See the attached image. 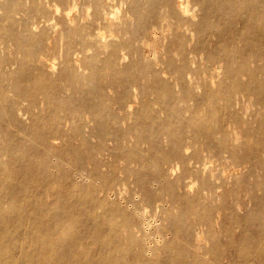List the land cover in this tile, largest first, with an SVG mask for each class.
<instances>
[{
	"label": "bare ground",
	"instance_id": "obj_1",
	"mask_svg": "<svg viewBox=\"0 0 264 264\" xmlns=\"http://www.w3.org/2000/svg\"><path fill=\"white\" fill-rule=\"evenodd\" d=\"M55 1L60 13L53 18L56 25L62 26V38L76 32L70 39L76 41L78 49L74 59L81 67L88 66L85 70H93L83 76L85 84L82 85L78 69L70 64L72 57L68 53L52 55L49 50L53 48L41 43L40 39L50 37L48 27L53 26L46 23L48 13L44 20L39 18L38 23L44 26L41 24L43 29L38 34L23 36L28 44L21 35L12 36L20 42L18 49L24 59L33 62L35 71L30 75V84L15 86L18 98L28 96L31 102L23 105V101L10 100L4 109L8 116L0 113V141L5 142L0 144V154L8 157L4 162L0 159L3 215L0 264H264V77H261L264 76V0H126L123 11L125 16H130L129 25L120 19L116 21L118 24H112L111 19L116 17L112 0H90L93 21L87 24L76 22V4L72 9H61L59 6L64 0ZM3 7L6 13L12 9L9 4ZM197 7L201 9V16L194 20ZM37 12L33 14L38 18ZM91 27L94 31H89ZM82 29L88 30L85 37L80 34ZM102 30H107V35ZM189 32L198 36L193 46L188 43ZM208 36L212 41H207ZM236 39L242 43L236 45ZM38 40V46L33 48ZM165 41L169 45L161 56L155 47ZM176 47L180 49V59L174 55ZM198 60L202 62L199 64ZM59 61L62 67L58 66L61 68L57 74H52L50 69L57 68ZM132 65L137 69L133 70ZM106 74L111 77L110 88L118 82L124 86L120 100L130 95V85H138L139 92H156L160 99L172 95L170 92H181L177 100L185 96L196 100L193 92L199 87L208 96L227 90L229 96L232 94L227 104L231 109L236 108L227 116L232 127L226 128L220 122L217 128H212L209 124L197 123L193 115L188 119L178 115L164 120L171 130L161 133L155 119L156 127L148 124L132 127L139 139L150 142L146 148L148 154L137 146H125L127 143H123L122 137L127 132L114 130L116 123L126 119L121 115L125 105L118 100L112 106L104 88L94 85L96 77L105 78ZM221 75L224 76L219 79ZM241 75L247 80L240 79ZM65 78L71 80V87L85 86L86 93L63 96L57 82ZM24 79L28 75L21 78ZM173 85H180L179 90ZM235 92L238 97L233 95ZM43 101L45 112L32 113ZM128 104L126 107L130 110L132 103ZM30 114L33 119L28 121ZM140 114L137 113L138 119L144 118ZM86 115H89L87 122L95 123L87 133L84 132L87 123L83 121ZM249 118L257 119L258 125L252 124ZM66 125L73 129L72 135L69 133L72 129L67 132ZM186 127L191 133L185 148L179 132ZM163 133L169 140L174 139L175 163L168 164L169 155L162 152ZM31 135L35 145H42L41 148L24 144ZM93 136H98V144L90 140ZM110 136H113L112 146L107 145ZM243 137L246 139L238 146ZM74 139L80 143L72 142ZM59 140L67 144L60 146ZM193 146L194 151L189 153L188 149ZM105 147L113 158L124 161L119 168L129 176H119L110 169L114 165L111 158L99 156L100 149ZM246 148L248 152H244ZM36 157H41L40 162H36ZM63 159L77 164L68 168ZM217 159L227 178L217 174L222 172ZM86 160L91 167H81L83 171L79 174L80 168L76 166ZM180 165L184 168L177 175ZM246 168L249 170L241 175L243 182L236 176L233 185L234 188L247 186V193L244 198L227 202L230 172L233 177ZM54 169H58L59 176ZM76 173L89 176L91 182L81 184ZM255 173L260 179L246 182ZM194 183L198 185L194 195L179 190ZM220 187L225 188L222 194L217 191ZM205 189L207 194L201 192ZM217 197L226 198L227 205H217ZM3 198L9 203L7 208H2ZM21 198L27 202L25 205L19 203ZM167 203L181 208L184 215L198 214L188 224L182 218L170 221L176 229L174 240L183 237L177 247L173 241H167L162 247L156 245L162 243L166 228L160 230L161 239L151 241L146 237L150 234L147 226L153 221L151 218L171 216ZM79 206H85L88 213L80 214ZM144 206L149 209L145 211ZM26 207H30L29 213ZM235 227L241 231L236 232ZM212 237L219 245L209 248L206 254L213 255L214 261L204 256L203 246L205 238ZM161 252L163 255H159Z\"/></svg>",
	"mask_w": 264,
	"mask_h": 264
},
{
	"label": "rangeland",
	"instance_id": "obj_2",
	"mask_svg": "<svg viewBox=\"0 0 264 264\" xmlns=\"http://www.w3.org/2000/svg\"><path fill=\"white\" fill-rule=\"evenodd\" d=\"M19 1L18 0H5V1L0 0V30L2 31V32L0 31V64H1L0 65V76L2 77L0 80L2 81L4 79L3 80L4 82L0 81L2 83V84L0 83V93H1L0 94V113L2 112L3 115H5V110H4L6 108L5 106H7L9 104L10 100L23 101V105L29 104L31 102V98H29L28 96H27V98H24V99L20 98L19 99L17 94H16L15 86L20 85V84H21L20 86H26L27 83L30 84L29 83V79L31 78L30 75L35 71V66H34L33 62H31V61L29 62V60L24 59V54L22 52H20V50L18 49V44L20 42L17 41L16 39H12V36L15 35V37H16V35L17 36L21 35V37L25 39V37H23V36H25V34H27V36H29L30 34H32L30 36L38 34V32H40V30H42L43 26H44V23L43 24L41 23L43 26L40 23H38V21H41L39 18L41 17L44 20L45 15L47 13L48 14L46 16H47L48 20L46 23L50 24V26L53 24V26H52V28L48 27L50 37L48 39H45V40L40 39L41 43L45 42L48 47L53 48V50H49V52L52 55H58L59 56V55H63L65 53L66 54L68 53L72 57V63H70V64L78 69V72L80 73V76H81L80 83H82V85L85 84V81H84L85 79L83 76L88 75L93 70L92 68H91V70L87 69L88 66H84V64H82L84 68L81 67L79 64V61H76L74 59L75 55H77L76 51L78 49L74 43L76 41H70V39L74 38V35L76 32L74 31V33H73V31H72L70 36H63V38H62V36H61V34L63 33L62 26L59 24L56 25L55 20L53 18V17L59 16V13H60V9L55 4L56 3L55 0H42V1L40 0L41 2H39V0H38V2H34L35 0H31V1L19 0ZM125 1L126 0H122V1L121 0H112V3L114 2L113 3L114 6L112 7V12L114 13L116 11L115 12L116 14H114L116 17L114 19H111L112 24H114V25L118 24V22H116V21L118 19H120L121 22H124L123 20H125L126 22H124V23L129 25L128 19L130 18V16L129 17H128V15L125 16L124 11H123L125 9V6H127V2H125ZM25 3H26V5H25ZM4 4L6 6L9 4L12 7L10 12L6 13V11L4 10L5 7H3ZM63 4L66 6H64ZM63 4L59 6L61 9L63 7H69L68 9H72L75 7V4L77 5L76 10H75L76 15H77L76 22L78 21L81 24H87L88 22L93 21L92 20L93 16L91 13L93 8L90 5V0H64ZM120 5H121V10H118V9H120ZM33 8L35 11H33ZM18 10H19V12H18ZM45 10H47V11H45ZM52 11H54V13ZM20 12H21V14H19ZM24 12H27L26 15ZM30 12H31V14H30ZM33 12L38 13V14L36 13V15H38V18H37V16H35V13L33 14ZM50 12H52L51 13L52 15H49ZM113 13L111 15H113ZM7 14L8 15L10 14V15L8 16ZM53 15H55V16H53ZM29 16H32V17L30 18ZM34 16H35V18H34ZM200 16H201V9L198 10V7H197V14L193 19L198 20L200 18ZM9 17H10V19L8 20ZM26 18H27V20H26ZM28 18H30V19H28ZM34 20H35V22H34ZM22 23H24V24H22ZM1 24H4V25H1ZM37 25H39L40 27ZM117 26H120V25H117ZM131 27H133V25ZM5 29L6 30L8 29L9 32L8 31L6 32ZM29 30H30V32H29ZM26 31H28L29 34ZM89 31H94V28L93 27L89 28ZM101 32H103V33L105 32L104 33V35H105L107 33V30H105V31L102 30ZM3 33H4V35H3ZM10 33H12V35ZM87 33H88L87 29H82L80 31V34L84 37L86 36ZM189 34H190L189 35L190 37H189L188 43L193 46L194 44H196L198 36L194 32L193 34L195 36L191 38V36L193 34L191 35L190 32H189ZM10 36H11V38H10ZM24 39H22V40L25 43L26 39L25 40ZM207 41L208 42L212 41V37L208 36ZM38 42H39V40L34 43L33 48H36L38 46ZM241 43L242 42L240 40L236 39V41H235L236 45H240ZM25 44H28V43H25ZM160 44L159 45L156 44L155 48L156 49L159 48V51L161 52V56H162L165 48L169 44H168V41H165L161 45ZM104 50H106V48ZM89 51H91V50H89ZM174 55L177 59H180L182 57V55L180 54L179 47L175 48ZM130 59L131 58H127L126 61L127 62L130 61ZM202 60H203V58H202ZM24 61H25V63H24ZM201 62L202 61L198 60L199 64ZM62 64L63 63L59 61L58 64L56 65L57 68H55V69H50L48 65H45V67H46L45 69L48 72L51 70L52 74H57L59 69L62 67ZM58 66H61V67H58ZM132 66H133L132 68H134L133 70L137 69V67L135 65H132ZM85 67H87L86 70H85ZM31 69H32V71H31ZM53 70L54 71L57 70V71H55L56 73H54ZM27 72H28V74H26ZM51 72H49V73H51ZM27 75H28V79L21 80V78L27 77ZM166 76L170 80V82H174V78L170 77L169 74H166ZM223 76L224 75H221V77L219 79H221ZM242 77H243V75H241L239 78L241 79ZM261 77H264V76H261ZM110 78L111 77L108 74H106L105 78L96 77L94 85H95V87H103L104 88L106 93L110 96L109 101H110V104L112 106H114V105L116 106V101H118V100L120 103H123V105H125V110H123L121 112V115L126 116V119L124 121L120 122L119 124L116 123L114 125L115 131H121L122 130V131L127 132V135L122 137L123 143L124 144L127 143V144H125V146H130V147L137 146L138 148H141L145 154H148V151L146 148H149V146L151 145L150 142H148L147 140L142 141L141 139H139L137 137L138 133L134 130L135 128L133 129L132 127L136 126V124L139 127L140 126L143 127L146 124L154 125L156 127L158 125L156 123H154L153 120H155V119L158 122V124L160 125V132L161 133L162 132H170V130H171V127H169V125L164 124V120L169 118V117L176 118L178 115L181 116V119H183V118L188 119L189 117H191V115H193L195 117L197 123L209 124L212 128H217V126L220 125V122L223 123L226 128L232 127L231 126L232 121L227 116L231 111H236V108L234 106H232V109H231V107L228 106L227 102H228V100L232 94L229 96V91H227V90H223L217 96L216 95L208 96L206 94V92H204V88L199 87L195 90L196 92H193L196 100H194L193 98H191L189 96H185L181 100H177V95L180 94L181 92L180 93L179 92H170L172 95H170V96L168 95L167 97H165V99H160L159 97H157L156 92H149V91L139 92V89L137 87L138 85H130L128 87L130 90V92H128V94H130V95L126 96L124 100H120V94H122L124 86L122 84H120L121 82H118L116 85H113V88H110ZM243 78H246V77H243ZM245 80H247V78ZM57 83L63 89V93H62L63 96H67L71 93H73L77 96H81L82 94H85L87 91L85 86L84 87L82 86L80 88L71 87L72 82L70 79L66 80V78H65L61 81H58ZM67 85H70L69 87H71V88L68 89ZM173 86H174V89L176 91L179 90V88H180V85H177V86L173 85ZM74 88H75V90H74ZM95 90H98V89H95ZM135 94L138 97H136ZM166 94H167V92H166ZM233 95L238 97L239 94H238V92H235ZM197 98H199V101ZM96 100H98V98H96ZM39 101H41V99ZM129 101L132 103V107H130V110L128 109V107H126ZM44 103H45L44 101L38 103V106L36 107L37 109L34 108L32 113L33 112L39 113V110H40V112H45V110L44 111L42 110V109H45ZM188 106H193V107H191L189 109ZM1 109H2V111H1ZM139 112L141 113L140 114L141 116H144V118L142 117V118L138 119L137 113L139 114ZM6 116H8V115L6 114L4 117H6ZM31 117H32V115L30 114L28 121H30ZM32 119L33 118H31V120ZM88 119H89V115L83 116V121L85 123H87L86 127H85L86 130L84 131L86 133L88 130H91L90 128L93 129L94 125H95V123H93V122L92 123L87 122ZM22 121H23V119L21 120V122ZM25 121H23V122H25ZM249 121L252 124H254L255 126H257L259 123L257 119L249 118ZM244 125L246 126V124H244ZM64 127H66L65 129L67 132L70 129H72L69 125H66ZM173 129L175 130V128H173ZM190 131L191 130H189V128L186 127L185 129H183L182 131L179 132V134H182V139L184 141L185 148H186V142H187V140H189V134L191 133ZM72 132H73V129L69 131V133H71L70 135L73 134ZM0 136H1V134H0ZM110 137L111 138L107 139V145L108 146H112L114 144V141L112 139L113 136H110ZM152 137H153V135H152ZM134 139H135V141H134ZM245 139H246L245 137L241 138L237 145L240 146V144ZM90 140L94 144L99 143L98 136L90 137ZM204 140H206V138ZM173 141H174V139L171 141L168 138H166L165 133H163V135H161L160 144L163 147L162 152H163V154H166L167 156L169 155V160H167L168 164H172V163L176 162L172 156L173 147H174ZM58 142L60 143V140ZM72 142L75 143L76 140L74 139ZM35 143H36V140H35L33 135L29 136L24 142V144H27L28 146L29 145H35ZM59 143H57V144L60 146H61V144L62 145L67 144V142H63V141L60 144ZM76 143L79 144L80 141H78ZM0 144L1 145L5 144V142L0 141ZM35 146H38L41 148L42 145H35ZM82 147H83V145H82ZM215 147L216 146H213V148H215ZM194 148H195V146L190 147L188 149L189 153L194 151ZM220 149H221V146H220ZM100 151H102V152L99 153V156H102V154H104L103 157H105L107 159L108 158L112 159V160L110 159V161L112 163H114V165H112L110 167V169H112L119 176H124V177L129 176L127 173L120 171L121 169L119 167H121V165L124 163V161L122 159L113 158L112 155H110L111 151L107 150L106 147L100 149ZM248 151H249L248 148L244 149V152H248ZM204 153H206V152H204ZM7 158H8L7 156L0 154V159L2 162L6 161ZM215 159L216 158H213V161H215ZM35 160H36V162H40L41 157H36ZM61 161H64V165L68 168H71L77 164L76 161L69 160V159L68 160L63 159ZM213 161H211V165L214 163ZM219 161L220 160L217 159L216 163L219 164V170H222L223 173L222 172L220 173V171H218L217 174L222 176L223 178H227V173L224 172V169L222 168V165L220 164ZM167 163L164 165H168ZM77 166H79V167H77ZM77 166H76V169L80 168L79 169V174H80L83 171L81 167L90 168L91 163L88 160H86L83 164H78ZM183 168H184L183 165H180V168H178L176 174L179 175L183 171ZM104 169L106 170L107 168H104ZM247 170H249V169L248 168L243 169L239 172V174L236 173L233 177H232L231 172H230V175H229L230 183L227 185V190L230 189V194H229V198H228L227 202H233L235 199L240 198V197L244 198V195L248 191V187L245 185H241L239 187L234 188L233 183L236 179V176H237V178H241V182H243L241 175L244 172H246ZM54 173L56 174V176H59L60 172L58 171V169H54ZM76 177L78 178V180H80L81 184H85V185L88 184L89 182H91V180H92L89 176L83 177L81 175H78L77 173H76ZM257 179H260V177L257 175V173H255L254 176L248 177L246 182H249V181L252 182V181H255ZM186 181H190V178H186ZM257 182H259V181H257ZM56 187L60 188V185L57 184ZM197 187H198V185L196 183H194V186H192V187L190 186V187H187L185 189L180 188L179 190L180 191H188L189 193L194 195L197 192ZM260 187H262V186L260 185ZM177 188H178V186H177ZM217 191L219 194H222V193H224L225 188L220 187V188H218ZM201 192H203L204 194H207L206 189L202 190ZM1 194H2V191H1V187H0V196H1ZM4 199L5 198H3V200ZM225 200H226V198L217 197L215 200V203L217 205H220V207H222V206L224 207L225 205H227V202ZM19 203H21L22 205H25L27 202L21 198ZM162 203L163 202H161V204ZM8 204L9 203L5 199L3 204H2V208H3V206H5V208H7ZM249 206H251V205L249 204ZM79 207H81V206H79ZM26 208L28 209L27 213H29L31 211L30 207H26ZM143 208L145 211H147L149 209L146 206H144ZM77 209L80 210V214L85 215L88 213L85 206H83L81 208H77ZM166 209L168 210V212L171 213V216L168 214V216L165 218H163L161 216H157L156 218H151V219H153V221H151L150 226H147L148 228H150L149 229L150 234L147 235L146 237H148L149 240H151V241L154 239H161V237H160L161 231L160 230L162 228L163 229L166 228L165 235H164L165 237L163 238L162 243L160 241L156 245H159L160 247H162L167 241H173V243H174L173 246L177 247V244L179 242H183V237L182 238L179 237L178 240H174L176 229H175V226H173V223L170 225V221L171 220L179 221L182 218L184 220L185 224H188L189 221H191V220H192V222H194V219L198 218V214L190 213V214L184 215L181 211V208L178 209V208H175L174 206H171V205L169 206V203L166 204ZM227 211H229V209L225 210L224 212L227 213ZM222 212H223V210H221V213ZM11 217H13V216H10V218ZM2 218H3V215L0 212V224L2 223L1 222ZM11 219L15 221V218H11ZM218 228H220V227L218 226ZM163 229H162V231H163ZM235 231L239 233L241 230L239 227H235ZM208 239L209 240H207L205 238V240H204L203 246L205 249V253L204 252L203 253H204V256L206 258L214 261L215 259H214L213 255H211L212 257H210L208 254H206V251L209 248H211L212 246H214L215 244L219 245V243H218L217 239L214 237L208 238ZM218 240H219V237H218ZM159 243H161V244H159ZM159 255H163V252L159 253Z\"/></svg>",
	"mask_w": 264,
	"mask_h": 264
}]
</instances>
